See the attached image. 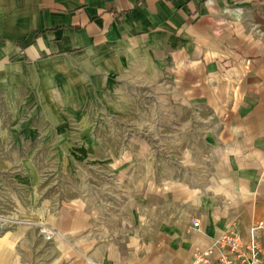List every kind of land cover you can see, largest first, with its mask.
Instances as JSON below:
<instances>
[{
  "label": "crops",
  "instance_id": "crops-1",
  "mask_svg": "<svg viewBox=\"0 0 264 264\" xmlns=\"http://www.w3.org/2000/svg\"><path fill=\"white\" fill-rule=\"evenodd\" d=\"M73 54L98 84L164 81L199 123L152 151L136 206L61 201L42 212L50 238L39 221L3 229L0 264H190L228 229L246 242L264 220V0H0L1 59Z\"/></svg>",
  "mask_w": 264,
  "mask_h": 264
},
{
  "label": "rangeland",
  "instance_id": "rangeland-1",
  "mask_svg": "<svg viewBox=\"0 0 264 264\" xmlns=\"http://www.w3.org/2000/svg\"><path fill=\"white\" fill-rule=\"evenodd\" d=\"M75 56L23 65L14 56L0 58V233L39 221L50 238L54 231L41 222L42 212L61 201L136 206L138 197L129 194L138 183L140 190L151 184L152 151L199 123L180 109L200 107L164 98V81L159 89L107 79L98 84L91 74L81 77ZM153 125L159 133H152Z\"/></svg>",
  "mask_w": 264,
  "mask_h": 264
},
{
  "label": "built area",
  "instance_id": "built-area-1",
  "mask_svg": "<svg viewBox=\"0 0 264 264\" xmlns=\"http://www.w3.org/2000/svg\"><path fill=\"white\" fill-rule=\"evenodd\" d=\"M193 225L197 226L198 222ZM260 232L264 233V220L249 226L246 242L236 229H228L214 237L209 246L196 251L190 264H264L258 241Z\"/></svg>",
  "mask_w": 264,
  "mask_h": 264
},
{
  "label": "trees",
  "instance_id": "trees-1",
  "mask_svg": "<svg viewBox=\"0 0 264 264\" xmlns=\"http://www.w3.org/2000/svg\"><path fill=\"white\" fill-rule=\"evenodd\" d=\"M34 33H36V32H34Z\"/></svg>",
  "mask_w": 264,
  "mask_h": 264
},
{
  "label": "bare ground",
  "instance_id": "bare-ground-1",
  "mask_svg": "<svg viewBox=\"0 0 264 264\" xmlns=\"http://www.w3.org/2000/svg\"><path fill=\"white\" fill-rule=\"evenodd\" d=\"M195 250V249H194Z\"/></svg>",
  "mask_w": 264,
  "mask_h": 264
}]
</instances>
